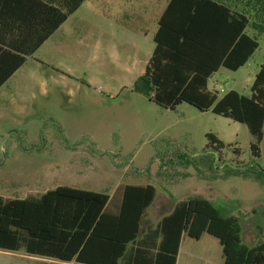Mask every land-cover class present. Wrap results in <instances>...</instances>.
I'll return each instance as SVG.
<instances>
[{
    "label": "rangeland",
    "instance_id": "1",
    "mask_svg": "<svg viewBox=\"0 0 264 264\" xmlns=\"http://www.w3.org/2000/svg\"><path fill=\"white\" fill-rule=\"evenodd\" d=\"M169 1L86 0L1 88L0 197L39 198L68 186L108 195L107 212L115 213L124 186L152 185L151 228L177 202L201 197L237 216L243 242L257 246L264 243V138L254 157L246 125L187 103L166 109L134 92ZM257 39L244 67L210 78L219 98L251 96L264 63V35ZM208 134L224 148L210 145ZM47 261L0 251V264ZM177 264H225L223 248L212 235H184Z\"/></svg>",
    "mask_w": 264,
    "mask_h": 264
},
{
    "label": "trees",
    "instance_id": "2",
    "mask_svg": "<svg viewBox=\"0 0 264 264\" xmlns=\"http://www.w3.org/2000/svg\"><path fill=\"white\" fill-rule=\"evenodd\" d=\"M86 0H0V86L32 56ZM264 35V0H170L158 21L155 49L134 92L174 110L187 103L244 124L255 137L254 157L264 138V63L251 96L236 91L219 98L208 89L222 68L238 71L259 48ZM1 50V48H0ZM210 145L224 144L208 134ZM264 176V172L259 173ZM152 185L123 188L115 213L111 197L60 186L39 198L0 197V251L74 264H177L184 235L217 238L225 264H264V243L243 242L240 219L211 201L189 198L151 228L147 210L156 199Z\"/></svg>",
    "mask_w": 264,
    "mask_h": 264
},
{
    "label": "crops",
    "instance_id": "3",
    "mask_svg": "<svg viewBox=\"0 0 264 264\" xmlns=\"http://www.w3.org/2000/svg\"><path fill=\"white\" fill-rule=\"evenodd\" d=\"M82 7V6H81ZM162 15V14H161ZM68 21V20H67ZM66 21V22H67ZM65 22V23H66ZM64 23V24H65ZM63 24V25H64ZM63 25L42 45V46H40V48H38V50L32 55V56H30V57H27L26 58V61H25V64L21 67V68H19L2 86H0V90H1V88H3L25 65H26V63H27V60H28V58H32L33 56H35V54H37L38 53V51L63 27ZM1 34V33H0ZM16 35L15 34H13L12 36H8V37H3V36H1L0 35V38L2 39V40H6V39H11V40H16V37H15ZM0 48H1V50H0V56H2V55H5V52H6V48L5 47H3V46H0ZM127 186V185H126ZM135 186V185H134ZM136 186H143V185H136ZM125 187V186H124ZM181 249V248H180ZM32 257H34V256H32ZM36 258H40V257H36ZM43 259H45V258H43ZM48 261H47V263H49V262H53L52 264H57V262L59 263V261H55V260H50V259H47ZM60 263H63V262H60ZM64 264H74V263H64Z\"/></svg>",
    "mask_w": 264,
    "mask_h": 264
},
{
    "label": "built area",
    "instance_id": "4",
    "mask_svg": "<svg viewBox=\"0 0 264 264\" xmlns=\"http://www.w3.org/2000/svg\"><path fill=\"white\" fill-rule=\"evenodd\" d=\"M221 91L223 92V89Z\"/></svg>",
    "mask_w": 264,
    "mask_h": 264
}]
</instances>
